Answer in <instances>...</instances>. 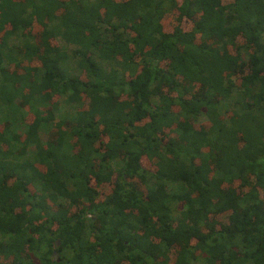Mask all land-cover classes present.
<instances>
[{
    "label": "trees",
    "instance_id": "trees-1",
    "mask_svg": "<svg viewBox=\"0 0 264 264\" xmlns=\"http://www.w3.org/2000/svg\"><path fill=\"white\" fill-rule=\"evenodd\" d=\"M0 111V264H264V0H0Z\"/></svg>",
    "mask_w": 264,
    "mask_h": 264
},
{
    "label": "rangeland",
    "instance_id": "rangeland-1",
    "mask_svg": "<svg viewBox=\"0 0 264 264\" xmlns=\"http://www.w3.org/2000/svg\"><path fill=\"white\" fill-rule=\"evenodd\" d=\"M58 42H59V44L61 45V47H62L64 50L71 51L72 48H73L72 45H70L69 43L65 42L63 39H61V38H59V37H58ZM74 63H75V62H74ZM64 105H65V104H64ZM67 106H69V105H65V106H64V110H65L66 108H68ZM2 119H3V114H2V112L0 111V122L2 121ZM206 119H207L206 116H202L200 121H205ZM42 137H43L44 139H47V135H46L45 133L42 134Z\"/></svg>",
    "mask_w": 264,
    "mask_h": 264
}]
</instances>
